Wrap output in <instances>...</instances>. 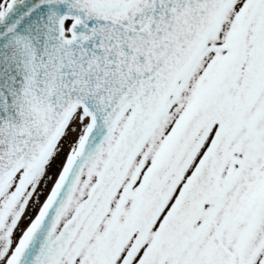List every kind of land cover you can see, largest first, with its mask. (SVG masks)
<instances>
[{"label": "snow or ice", "instance_id": "obj_1", "mask_svg": "<svg viewBox=\"0 0 264 264\" xmlns=\"http://www.w3.org/2000/svg\"><path fill=\"white\" fill-rule=\"evenodd\" d=\"M0 264H264V0H0Z\"/></svg>", "mask_w": 264, "mask_h": 264}]
</instances>
